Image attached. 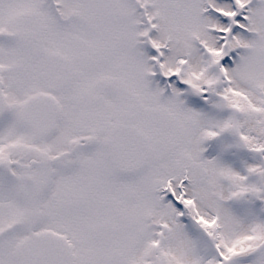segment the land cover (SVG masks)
Wrapping results in <instances>:
<instances>
[{"label":"snow or ice","instance_id":"obj_1","mask_svg":"<svg viewBox=\"0 0 264 264\" xmlns=\"http://www.w3.org/2000/svg\"><path fill=\"white\" fill-rule=\"evenodd\" d=\"M0 264H264V0H0Z\"/></svg>","mask_w":264,"mask_h":264}]
</instances>
